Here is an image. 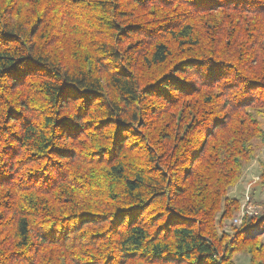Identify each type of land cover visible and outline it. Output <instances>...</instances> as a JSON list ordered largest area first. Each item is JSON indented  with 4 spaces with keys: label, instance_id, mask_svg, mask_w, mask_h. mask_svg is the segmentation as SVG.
<instances>
[{
    "label": "trees",
    "instance_id": "obj_1",
    "mask_svg": "<svg viewBox=\"0 0 264 264\" xmlns=\"http://www.w3.org/2000/svg\"><path fill=\"white\" fill-rule=\"evenodd\" d=\"M263 116L264 0H0V264H264Z\"/></svg>",
    "mask_w": 264,
    "mask_h": 264
},
{
    "label": "rangeland",
    "instance_id": "obj_2",
    "mask_svg": "<svg viewBox=\"0 0 264 264\" xmlns=\"http://www.w3.org/2000/svg\"><path fill=\"white\" fill-rule=\"evenodd\" d=\"M261 128L264 133V116L260 120ZM257 144L255 158H252L244 168L240 181L229 189L227 195L239 199V207L232 213L230 217H220L217 214V231L219 234L232 235L234 230L240 227L242 219L246 215H254L264 211V183L259 179L262 164L264 163V144L261 139L255 140ZM263 162V163H262ZM258 226H254L251 234H260L261 240L264 242V231ZM236 264H249V257L242 253L233 255Z\"/></svg>",
    "mask_w": 264,
    "mask_h": 264
}]
</instances>
